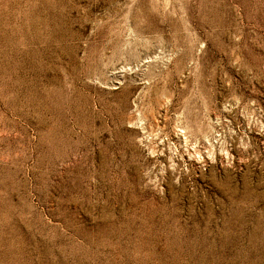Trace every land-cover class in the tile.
I'll use <instances>...</instances> for the list:
<instances>
[{
    "label": "rangeland",
    "instance_id": "1",
    "mask_svg": "<svg viewBox=\"0 0 264 264\" xmlns=\"http://www.w3.org/2000/svg\"><path fill=\"white\" fill-rule=\"evenodd\" d=\"M0 264H264V0H0Z\"/></svg>",
    "mask_w": 264,
    "mask_h": 264
}]
</instances>
